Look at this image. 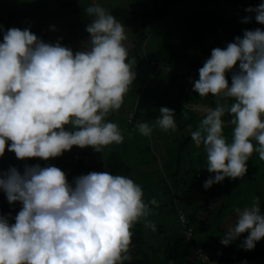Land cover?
Segmentation results:
<instances>
[{
    "label": "clouds",
    "instance_id": "9594fccd",
    "mask_svg": "<svg viewBox=\"0 0 264 264\" xmlns=\"http://www.w3.org/2000/svg\"><path fill=\"white\" fill-rule=\"evenodd\" d=\"M84 11L91 17L85 29L90 40L87 50L75 53L59 39L45 42L30 28L0 25V156L6 144L17 158L47 160L74 145L102 152L123 142L118 125L106 117L121 108L136 78L135 60L123 43L131 40L97 0ZM245 11L264 24V0ZM198 73L193 90L225 100L204 110L196 130L189 126L195 145L206 153L207 170L215 173L204 181L207 189L226 177L243 178L253 151L264 160V29H245L226 47L213 48ZM226 112L234 125L230 142L223 135ZM159 113L156 126L175 131V110L162 106ZM136 128L146 137L153 131L145 121H137ZM0 190L10 204L22 205L11 220L0 214V264H124L133 226L142 221L156 230L149 217L157 200L145 202L141 185L125 175L91 171L69 182L51 164L26 165L23 173L10 166L0 173ZM234 211L236 222L220 242L227 246L247 232L241 247L251 250L264 237L259 197Z\"/></svg>",
    "mask_w": 264,
    "mask_h": 264
},
{
    "label": "rangeland",
    "instance_id": "374dc122",
    "mask_svg": "<svg viewBox=\"0 0 264 264\" xmlns=\"http://www.w3.org/2000/svg\"><path fill=\"white\" fill-rule=\"evenodd\" d=\"M58 1L60 0H0V12H23L31 8L38 9L40 14L50 13L52 15L59 8ZM100 1L105 6H115L117 1H124L125 4L130 3V0H110V3H108L109 0H99L97 2L100 3ZM143 1L152 2V0ZM224 6L221 4L212 5L199 0H181L170 8L166 17L153 26H147L148 37L142 44V52L140 53L147 62H143L142 56H130L131 59L135 60L136 78L134 81L139 82L140 85L137 87V82L133 81L131 89L124 96V103L121 108L106 117L107 120L118 125L124 136L122 143L105 146L102 152L95 151L92 146L81 148L74 145L70 150H65L62 155L48 158L49 160L45 163H41L34 157L17 158L14 151L8 150L6 144L5 152L0 156V173L6 171L10 166H15L19 171H24L26 165L37 163L41 166H47L51 163V159L61 158L62 161H66L69 157H76L77 154L85 161H92L93 159V164L95 163L94 158L97 159V162L100 163V171L109 172L106 169L108 151L118 149L125 156V159L133 164L134 169L139 167L136 174L134 172V181L140 184L142 189L153 190L159 195L160 190H163L165 186L169 188L173 186V176L170 175V168L173 164L182 166L181 175L187 174L190 169L203 167L205 162L198 163L199 154L197 153L203 147L197 148L189 131V126L192 130L197 129L203 112L198 110L197 113L193 114L194 111L188 108L193 109L189 104L190 101H193L194 106L197 107L202 100V97L193 90V82L199 78L198 68L202 67L203 62L210 57L213 48L221 47L220 44L214 43L218 42L217 38H214V31L208 26V30H205L207 20L215 12L225 16ZM43 18L45 17L43 16ZM2 19L4 20L5 16ZM10 27L18 26H8V28ZM30 30L42 39L40 27L35 26ZM42 34L44 33L42 32ZM2 39L3 37L0 36L1 41ZM46 42H52V39L49 38ZM238 64L239 62L234 66V70L238 68ZM231 74V71L226 72L229 86ZM206 97L213 107L216 106L215 103L218 99H223L212 94H208ZM224 102L225 100L222 101V103ZM231 102V100L228 101V103ZM162 106L175 110L174 119L177 125L175 131H163L156 126L155 121L160 115L159 109ZM226 115L228 114L225 113L222 117L224 121L223 135L230 142L234 125L230 123L231 117ZM137 121H145L152 125V134L147 137L140 134L136 128ZM188 150H190V156L197 161L192 165L188 163L187 156L184 155V152ZM180 154L181 156H179ZM247 165L248 170L243 178L226 177L220 182L221 187L225 191L236 192L235 196L239 195L238 199L234 197L229 202H235L237 207L241 209L250 206L254 199L259 197L261 213H264V160H260L259 154L253 151ZM82 169L79 175L87 173L86 170ZM194 173L193 171L191 174ZM248 176L252 179L249 180ZM170 191L167 193L168 195L166 194L163 205L156 208L157 213H152L149 217L154 223H163L166 236L162 233L161 238L157 237L160 233L157 226L155 231L145 228L148 234V249H150L151 254L150 264H171L163 253L168 246L173 245L175 235L182 233L178 209ZM203 191L207 193L210 190L204 188ZM157 202L160 203L161 201ZM151 208L154 211L155 207ZM187 211L193 212V210L188 209ZM229 213L230 215L223 217L214 213L213 221L217 225L221 224L228 228L236 222L235 211L232 209ZM203 217L205 218V216ZM261 239L259 241L263 240ZM159 242L161 243L160 246H158ZM218 244H220L218 237L217 242L206 244L207 251L217 259L220 257V252L217 250ZM128 255L127 261H130L134 255L131 247Z\"/></svg>",
    "mask_w": 264,
    "mask_h": 264
},
{
    "label": "trees",
    "instance_id": "16d2710c",
    "mask_svg": "<svg viewBox=\"0 0 264 264\" xmlns=\"http://www.w3.org/2000/svg\"><path fill=\"white\" fill-rule=\"evenodd\" d=\"M178 1L181 0H152L150 3H147L143 0H130L129 4L123 3L124 1H117V5L115 6H105L102 5V3L100 4L103 7L109 9L115 18L125 26V28L131 25L132 28H138L137 30H132L135 35L132 34L131 37L132 47L129 49V56H142L140 55L142 52L141 47L148 37V32L146 31L147 26H153L156 22L166 17L170 8ZM199 1L209 4L217 2L223 5L220 3L222 0ZM226 1L233 4L232 6L228 5L226 7V10L228 11H226L225 16L216 14L215 12L211 14V17H209L207 22L212 23L213 21L216 24H220L219 21H223V24L228 23L231 18H234L239 14L237 11L243 12L244 7L246 8L249 6H256L262 2V0ZM90 3L91 0H60L58 1V10L52 15L50 13L40 14L38 9L30 8L23 12H0V19L3 20V16H5L7 20L14 19L13 21L16 22H18L19 19H22L23 22L29 23V25L24 28L33 29V27L38 26L41 28L40 34L43 32L44 34L42 35L44 37H51V39H53L51 43H55L59 39L62 45L71 47L75 53V51L81 50V48L85 50L87 48L86 42L90 40V34L85 29L86 25L90 22L91 17L87 16L84 11V8H86ZM108 3H110V0ZM43 16L45 18H43ZM50 23H54L56 26L52 27L49 25ZM207 26L210 28L207 23L205 30H208ZM229 32H231V30H229ZM214 43L216 44V42ZM142 60L143 62H147L144 56H142ZM226 114L231 117L229 113L226 112ZM110 150L108 151V155L106 157V169L112 174L125 175L134 180V172L136 174V172L139 170V167H135V170L133 164L129 163L125 159V156H123L118 149H113L112 151ZM189 151L190 150L184 152V155L187 156L188 163L192 165L196 160L190 156ZM198 151V163L201 164L202 162H205L203 167L200 166V168L194 170L190 169L187 174L181 175L180 169L182 166L173 164L171 168L169 167L170 175L173 176L172 180L174 182L173 186L171 185L172 187L169 188L168 186H165L163 190H160L161 192L159 195L154 193L153 190L142 189L145 202H149L152 198H155L157 201H161L157 205H150V207H155L153 214L157 213L156 208H160L163 205L164 198L168 195L167 193L170 191V189V194L172 193V199L178 209V217L182 233L175 235V238L173 239V245L168 246L163 255L171 262V264H200L199 260L201 259L197 255L195 256V252H193L195 247L200 246L203 247V250L207 253L212 261L218 262L220 264H232L234 261H236V258H239V256L242 258L261 255L264 253V237H262V241L256 242L255 247L258 249L255 252H248L247 250H244L242 251L241 255H235L233 254L234 248L232 242L227 246L223 244L217 245V250L220 252L219 259L213 257V255L207 251L206 244L210 242L213 243V236L211 235H214V242H217L216 237L221 235L222 231L226 232L229 228L223 227L221 224H215L212 216L214 213L219 214V216L222 217L230 215V210H234L238 205H236L235 202L229 201L234 197L238 199L239 195L237 194L235 196L236 192L234 191H225L221 187L220 182L213 183L212 186L209 187V192L205 193L203 191L204 181L210 176H214L215 173H210L207 170V158L203 148L199 149ZM179 156H181V154ZM34 158L41 163H45L49 160H44L37 157ZM94 160L95 163L93 164V159L92 161H85L77 154L76 157H69L66 161H62L61 158L51 159L50 164L63 170L66 173L68 181L71 182L75 176L79 175V172L82 168H84L82 170H86L87 173L91 171H100V163L97 162V159L94 158ZM193 171L195 173L191 174ZM20 172L23 173L22 170H20ZM197 177H199V179H197ZM248 179L250 180L252 178L248 176ZM21 206L22 205L20 202H13L10 204L6 199L5 193L0 190V214H10L9 218L11 220V218L18 213ZM187 209L193 210V212L189 211V213ZM179 211H183L185 215L189 217L188 223H183ZM203 216H205V218ZM155 224L158 227V231L160 232L157 237L161 238L162 236L160 235L162 233L166 236V233H164L166 230L163 228V223ZM145 228L146 227L144 226V223L141 221L137 222L131 229L133 234L131 237L130 247L132 248V253L134 255L130 261H125L124 264H150L151 254L150 249H148V234L146 233ZM247 235L248 233L245 232L242 233L240 237L244 239V237ZM160 245L161 243L159 242L158 246Z\"/></svg>",
    "mask_w": 264,
    "mask_h": 264
},
{
    "label": "crops",
    "instance_id": "0c3cea01",
    "mask_svg": "<svg viewBox=\"0 0 264 264\" xmlns=\"http://www.w3.org/2000/svg\"><path fill=\"white\" fill-rule=\"evenodd\" d=\"M215 2V1H214ZM100 3H101V1H100ZM220 3H222L223 5H225L224 6V10L225 11H228V10H226V7L229 5V6H232V4L233 3H231V2H227L226 0H222ZM213 5H215V4H219V3H217V2H215V3H212ZM247 8V7H246ZM245 7H244V11L243 12H239V11H237L239 14L237 15V16H235L234 18H231L230 20H229V22L228 23H225V24H223V21H219V23L220 24H216L215 22H213L212 21V23H209V22H207L208 23V25L210 26V29L211 30H213L214 31V38H217V40H218V42L216 41V43L217 44H220V46L221 47H226L227 46V43H229V42H234V39H235V37L236 36H242L243 35V31L245 30V29H248V30H254V29H256V28H261V29H264V24H261V23H259V22H257L256 20H255V13L254 12H247V11H245V9H246ZM236 9V8H235ZM237 10V9H236ZM236 12V13H237ZM246 16H251L252 17V19L250 20V21H248V22H245L244 20H243V18L244 17H246ZM14 19H12V20H7L6 19V17H5V19L4 20H0V25H3L4 26V30H6L7 28H8V26H12V25H16V26H18L20 29H23L24 27H26L27 25H29V23H25V22H23L22 21V19H19V21L18 22H16V21H13ZM7 23H8V25H7ZM50 26H56V24H49ZM48 25V26H49ZM128 26V25H127ZM128 27H129V29H128ZM128 27H126V30H127V32H128V34H129V37H130V40H131V37H132V34H134L133 33V29L134 30H137L136 29V27L134 28H132V25L131 26H128ZM132 28V29H131ZM229 30H231V32H229ZM130 32H131V35H130ZM42 35V34H41ZM135 35V34H134ZM0 36L1 37H3V31H0ZM44 38V39H43ZM51 38V37H50ZM42 39L43 40H45V42H46V40L47 39H49L48 37H44L43 35H42ZM53 40V39H52ZM1 41V40H0ZM127 43H129L128 41H126ZM129 45H130V43H129ZM131 47H132V45L131 46H128V48L129 49H131ZM87 49V48H86ZM85 49V50H86ZM199 69V68H198ZM134 82H137V81H134ZM133 82V83H134ZM139 85H140V83L139 82H137V87H139ZM231 85V84H230ZM198 94V93H197ZM219 100V99H218ZM222 101H224V99H221L220 100V102L222 103ZM229 101V100H228ZM192 104H191V103ZM189 102V104L192 106V108L193 109H191V108H188L189 110H193L194 111V113L193 114H195V113H197L198 112V110L199 111H201V112H204V110L207 108V107H213L209 102H208V100H207V97L206 96H203L202 97V100H201V102L198 104V108L197 107H195L194 106V103H193V101H190ZM215 103V102H214ZM216 104V103H215ZM226 116H228V115H226ZM197 153L199 154V151H197ZM198 157H199V155H198ZM224 232L225 231H222L221 232V235H219V236H217L218 237V241H221V239H222V236L224 235ZM211 236H213V238H212V242L213 243H215L214 241H215V238H214V235H211ZM216 237V238H217ZM242 242H243V238L242 237H238V238H236L235 240H233L232 241V244H233V254H235V255H238V254H242V251H244L245 249H243L242 247H241V244H242ZM260 242V241H259ZM220 244H221V242H220ZM219 244V245H220ZM255 251H257V249L256 248H254V250H248V252H255ZM236 261H234L232 264H241V262L242 261H246V264H264V253H262L261 255H257V256H254V257H240L239 256V258H236L235 259Z\"/></svg>",
    "mask_w": 264,
    "mask_h": 264
},
{
    "label": "built area",
    "instance_id": "2783aa9c",
    "mask_svg": "<svg viewBox=\"0 0 264 264\" xmlns=\"http://www.w3.org/2000/svg\"><path fill=\"white\" fill-rule=\"evenodd\" d=\"M181 217H182L184 224L188 223V218H186L183 213L181 214ZM194 252H195V256L197 255L201 259V260H199L200 264H218V262H214L209 258L207 253L203 250V247H201V246L195 247Z\"/></svg>",
    "mask_w": 264,
    "mask_h": 264
},
{
    "label": "water",
    "instance_id": "95a60500",
    "mask_svg": "<svg viewBox=\"0 0 264 264\" xmlns=\"http://www.w3.org/2000/svg\"><path fill=\"white\" fill-rule=\"evenodd\" d=\"M123 43H125L127 47L132 45L131 43H130V45H129V43H127L126 41H124ZM86 50H87V49H86Z\"/></svg>",
    "mask_w": 264,
    "mask_h": 264
}]
</instances>
